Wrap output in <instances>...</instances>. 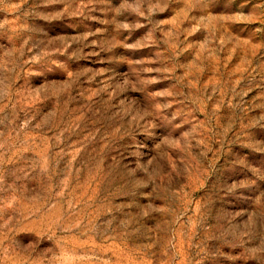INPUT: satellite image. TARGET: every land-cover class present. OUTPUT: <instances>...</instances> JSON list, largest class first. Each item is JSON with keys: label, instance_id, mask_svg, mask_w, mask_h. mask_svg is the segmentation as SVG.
Here are the masks:
<instances>
[{"label": "rangeland", "instance_id": "rangeland-1", "mask_svg": "<svg viewBox=\"0 0 264 264\" xmlns=\"http://www.w3.org/2000/svg\"><path fill=\"white\" fill-rule=\"evenodd\" d=\"M0 264H264V0H0Z\"/></svg>", "mask_w": 264, "mask_h": 264}]
</instances>
